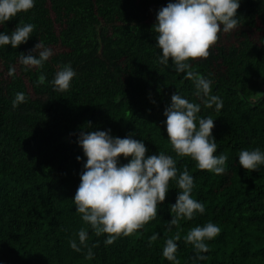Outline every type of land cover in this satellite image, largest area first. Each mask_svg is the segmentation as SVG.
Segmentation results:
<instances>
[{
  "label": "trees",
  "instance_id": "16d2710c",
  "mask_svg": "<svg viewBox=\"0 0 264 264\" xmlns=\"http://www.w3.org/2000/svg\"><path fill=\"white\" fill-rule=\"evenodd\" d=\"M168 0H36L0 25L34 23L26 42L0 47V261L3 264H175L163 256L168 236L180 233L179 264H195L194 246L184 240L191 227L209 220L221 231L200 264H264V165L250 170L239 163L241 149L264 150V0H240L239 25L219 34L207 57L192 58L194 71L209 77L223 107L203 104L195 85L171 63L158 62L154 24ZM39 40L53 55L44 67H26L21 52ZM39 50H35L38 54ZM76 70L71 86L56 90L51 80L65 64ZM15 72H9L11 67ZM41 73L46 79L37 83ZM202 104L200 116L215 119V154L227 153L226 171L199 169L179 156L167 133L165 108L176 91ZM18 91L25 102L13 106ZM89 122H91L89 124ZM111 130L114 136L143 139L147 155L164 151L177 167L195 177L192 195L205 211L172 225L170 207L180 191L170 179L158 215L114 243L97 235L75 210L72 199L87 157L82 130ZM83 159H77V157ZM131 157L121 154L120 162ZM88 229L87 245L78 231ZM159 232L157 240L149 237ZM92 247L94 256L86 255Z\"/></svg>",
  "mask_w": 264,
  "mask_h": 264
},
{
  "label": "clouds",
  "instance_id": "9594fccd",
  "mask_svg": "<svg viewBox=\"0 0 264 264\" xmlns=\"http://www.w3.org/2000/svg\"><path fill=\"white\" fill-rule=\"evenodd\" d=\"M35 3L36 0H0V25L5 26L6 21L33 8ZM239 7L240 0H168L167 5L158 10L153 26L157 33L156 46L160 49L158 62L168 65L171 60L176 71L193 81L195 95L203 104L214 105L216 110L223 107V99L212 93L213 81L209 77L193 70L191 59L209 56L210 47L219 39L221 31L229 32L239 25ZM34 29V23L19 22L11 32L0 31V47L10 44L16 48L29 39ZM35 50H39L38 54ZM53 52L39 40L33 50L27 54L21 52L19 59L26 67L43 68ZM9 72L14 73L15 67ZM75 75L76 70L67 63L55 73L51 83L56 90L64 91L70 88ZM45 79V74L41 73L37 83H43ZM26 99V93L18 91L13 106ZM201 107V103L190 101L177 90L165 108L166 121L162 123L166 124L169 141L179 156H190L199 169L222 174L226 171L228 155L223 152L215 154L218 148L213 135L215 119L211 115H198ZM78 143L87 159L72 198L75 210L82 214V220L97 235L108 233L104 241L106 245L114 243L121 235L132 234L158 215L157 205L165 200L170 179L176 181L180 191L170 207L174 215L169 220V231L182 219H192L198 212L205 211V203L192 195L194 175L186 166L181 171L173 155L164 151L147 155L148 147L143 139L132 135L114 136L110 129L82 130ZM121 154L131 159L121 163ZM238 158L244 168L256 170L264 165V150L260 147L241 149ZM220 231V226L211 220L189 229L183 238L194 246L195 264L206 258L210 247L207 241ZM88 235V229L81 227L78 231L80 243L72 239L71 247L82 251L81 245H87ZM159 235V232L153 233L149 242L157 240ZM180 239L179 232L168 236L162 250L163 256L175 264H179L176 253ZM94 254L89 247L86 255L92 257Z\"/></svg>",
  "mask_w": 264,
  "mask_h": 264
}]
</instances>
